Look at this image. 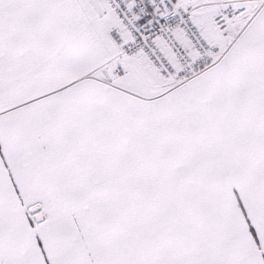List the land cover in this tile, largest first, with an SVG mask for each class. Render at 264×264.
<instances>
[{"label": "snow or ice", "instance_id": "snow-or-ice-1", "mask_svg": "<svg viewBox=\"0 0 264 264\" xmlns=\"http://www.w3.org/2000/svg\"><path fill=\"white\" fill-rule=\"evenodd\" d=\"M0 264H264V0H0Z\"/></svg>", "mask_w": 264, "mask_h": 264}]
</instances>
